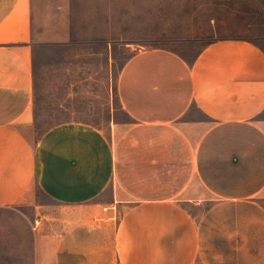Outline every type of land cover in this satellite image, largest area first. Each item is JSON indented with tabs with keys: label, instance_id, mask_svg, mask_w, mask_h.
Listing matches in <instances>:
<instances>
[{
	"label": "crops",
	"instance_id": "1",
	"mask_svg": "<svg viewBox=\"0 0 264 264\" xmlns=\"http://www.w3.org/2000/svg\"><path fill=\"white\" fill-rule=\"evenodd\" d=\"M72 37L38 40L31 0H0V208L34 183L63 208L37 264H264V45L136 50L117 83L129 121L37 138L35 47Z\"/></svg>",
	"mask_w": 264,
	"mask_h": 264
},
{
	"label": "rangeland",
	"instance_id": "2",
	"mask_svg": "<svg viewBox=\"0 0 264 264\" xmlns=\"http://www.w3.org/2000/svg\"><path fill=\"white\" fill-rule=\"evenodd\" d=\"M31 4L38 40L68 29L73 34L68 43L42 42L35 47L37 138L67 122L108 130L116 122L129 121L117 83L136 50L164 46L193 61L208 44L222 38L241 37L264 45V0H31ZM62 209L36 183L24 200L0 208V264H37L35 235L60 227L56 222Z\"/></svg>",
	"mask_w": 264,
	"mask_h": 264
},
{
	"label": "built area",
	"instance_id": "3",
	"mask_svg": "<svg viewBox=\"0 0 264 264\" xmlns=\"http://www.w3.org/2000/svg\"><path fill=\"white\" fill-rule=\"evenodd\" d=\"M105 210H109L112 212V218L113 219H116L117 216H118V210H117V206L113 205L111 207H106ZM35 226H34V229L36 230L38 228V226L40 225V219L36 220L35 221Z\"/></svg>",
	"mask_w": 264,
	"mask_h": 264
}]
</instances>
